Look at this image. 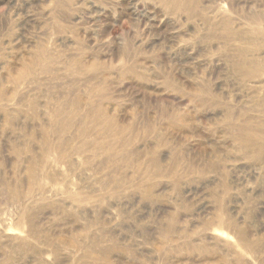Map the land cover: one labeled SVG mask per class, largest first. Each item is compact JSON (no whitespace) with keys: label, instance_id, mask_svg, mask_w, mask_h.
I'll return each instance as SVG.
<instances>
[{"label":"rangeland","instance_id":"374dc122","mask_svg":"<svg viewBox=\"0 0 264 264\" xmlns=\"http://www.w3.org/2000/svg\"><path fill=\"white\" fill-rule=\"evenodd\" d=\"M0 264H264V0H0Z\"/></svg>","mask_w":264,"mask_h":264}]
</instances>
